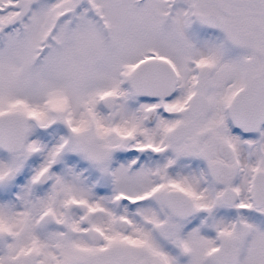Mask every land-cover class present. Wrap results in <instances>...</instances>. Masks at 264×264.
Listing matches in <instances>:
<instances>
[{
    "label": "snow or ice",
    "instance_id": "obj_1",
    "mask_svg": "<svg viewBox=\"0 0 264 264\" xmlns=\"http://www.w3.org/2000/svg\"><path fill=\"white\" fill-rule=\"evenodd\" d=\"M0 264H264V0H0Z\"/></svg>",
    "mask_w": 264,
    "mask_h": 264
}]
</instances>
